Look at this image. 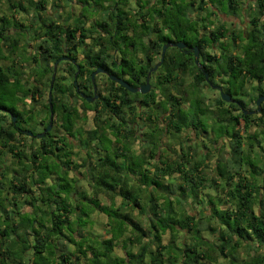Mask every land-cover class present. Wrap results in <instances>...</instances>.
Listing matches in <instances>:
<instances>
[{"label": "trees", "instance_id": "obj_1", "mask_svg": "<svg viewBox=\"0 0 264 264\" xmlns=\"http://www.w3.org/2000/svg\"><path fill=\"white\" fill-rule=\"evenodd\" d=\"M247 1L130 0L131 9L128 0H4L0 89L9 95L0 108L11 116L1 123L0 113V264H264V101L259 112L243 113L264 94V0ZM245 5L244 27L226 24ZM27 7L33 21L18 17ZM166 41L196 46L200 67L193 54L170 47L149 92H129L104 76L99 98L77 94L74 79L93 95L98 67L139 86L155 62L150 53L158 57ZM127 46L139 48L145 63ZM208 81H220L235 102L209 100ZM44 85L55 123L43 137H27L22 130L36 133L34 105ZM46 101L43 125L48 94ZM88 111L93 126L75 131ZM105 198L109 205L92 208ZM95 212L106 215L107 237L93 235ZM119 242L122 257L113 253Z\"/></svg>", "mask_w": 264, "mask_h": 264}, {"label": "rangeland", "instance_id": "obj_2", "mask_svg": "<svg viewBox=\"0 0 264 264\" xmlns=\"http://www.w3.org/2000/svg\"><path fill=\"white\" fill-rule=\"evenodd\" d=\"M141 1H144V0H141ZM253 0H248L247 2H252ZM4 0H0V15L1 14H3L2 13V10H5L6 9V7H3L4 6ZM128 2H130V0H128ZM142 5H143V7H142V10H149L150 11V9H148V7H146L147 5H145L144 3H141ZM3 5V6H2ZM49 5H50V2L47 4V7H46V10L48 9V10H50L52 7H49ZM127 7H136L135 6V4L132 2H130L129 3V5L127 6ZM138 7H140L139 5H138ZM151 8V7H150ZM249 6L248 5H245L244 7H241V10H239L238 11V15H239V19H240V26L242 25V27H244V24L245 23H247L246 21H247V19H248V17H247V14L249 13ZM246 10H248L247 12H246ZM19 15H18V17L20 18V19H25L26 17H28L29 18V20H31V21H33V19H32V16H33V12H32V8H30V7H27V11H21L20 13H18ZM196 15H200L199 14V12H197L196 13ZM246 15V16H245ZM155 15L151 12V19H153V17H154ZM226 21H231V19L229 18V19H227ZM12 22V21H11ZM228 23V22H227ZM228 25H229V23H228ZM239 28L240 27H238V30H239ZM33 33H34V28H33ZM34 42H36V41H34ZM34 42H33V44H34ZM27 49H29L30 51L31 50H33V47H31V48H27ZM167 50V49H166ZM22 51L23 50H19L18 52H17V54H16V56L15 57H17L18 56V54H20V53H22ZM6 53V52H5ZM3 61V60H2ZM1 61V62H2ZM4 62V61H3ZM13 63H14V65H11V68H12V70L15 72V73H19V69H20V65H21V63H19L18 62V60L16 61H13ZM29 67H32V65H29V63H26V65H24L23 66V70H24V72L26 73V74H29V73H31V68H29ZM59 73H61V72H58L57 74H59ZM56 74V75H57ZM151 74H153V72L151 73ZM100 78H99V83L101 82V83H104L105 84V82H104V80H105V78L103 77V76H99ZM190 80V79H189ZM188 80V81H189ZM11 81V80H10ZM187 81V82H188ZM45 83H46V80H45ZM155 83H156V80L154 79L153 80V75H151V77H150V86H153V85H155ZM218 83H220V81H218ZM217 83V84H218ZM12 85V84H11ZM23 87V86H22ZM225 88V86L223 85V90H225L224 89ZM42 89H43V91H44V94H43V96L41 97V98H39L38 100L39 101H37V103H35V105L34 106H36V109H37V112H36V116H34V118H36V120H35V122L33 123V127H34V129H35V131L36 132H39L40 131V123L39 122H37V120L40 118V117H44L45 115H46V112H45V107L43 108V105L45 106L46 105V100H47V94H48V92H47V87L44 85V87H42ZM104 89L105 88H101L99 91L101 92V93H104ZM203 92H204V94L206 95V97L207 98H209V100H212V99H215V97L217 96V95H219V94H217V91L216 90H214V89H211V88H204L203 89ZM8 95H9V93L7 92V90H5V89H0V97L1 98H4V100H6L7 98H8ZM29 105H33V103L31 102V103H29ZM27 107H28V105H26ZM250 106H252V102H249V107ZM80 115H82V113L80 112ZM92 117H93V113L92 112H90V111H88L87 113H86V116H85V118H83V120H85V121H83L82 119H79L78 120V122L76 123V125H75V131L76 130H86V129H88V128H90V127H92L93 126V121H92ZM199 118H202V120L203 121H205L204 120V116H198ZM82 120V121H81ZM203 123V122H202ZM213 125L211 124V122H209V127L207 126V128L208 129H205V130H208V131H210V132H214L217 128L216 127H212ZM260 129L261 127H257L256 128V126H254V127H252V129L254 130V129ZM198 133H200V132H198ZM27 137H29L28 135H27ZM56 137V136H55ZM215 138V137H214ZM165 140V142L167 141L166 139H164ZM24 143L25 144H27V145H31L33 142L31 141V140H29V139H27V138H25L24 140ZM198 143H199V145H200V141H198ZM34 145H35V142H34ZM140 145H139V142H136L135 144H134V146H133V150H136V151H138L140 148H138ZM200 147V146H199ZM226 149H229L228 148V146H227V148ZM74 151H77V146H75L74 147ZM214 162V158H212L210 161H209V163H213ZM5 165H9V166H12V158H11V155H9V154H6V157H5ZM210 167H212L211 165H210ZM210 170V169H209ZM7 174L5 175V178H10L11 177V173L10 172H6ZM76 174V172L75 171H71V174ZM98 174H100V173H98V172H96L95 173V175H98ZM78 175V177L80 178V179H84V177L83 176H81V175H79V174H77ZM87 181V180H86ZM3 182H4V184H3ZM1 183H2V186H6L7 185V181L4 179V180H2L1 181ZM80 185H84V183H83V181L81 182V183H79ZM7 191V190H6ZM188 199H191V198H188ZM103 201V204H102V202L97 206V205H93L92 206V208H96V209H101L102 210V208H103V205L104 204H108L109 205V203H110V200L108 199V198H105V199H103L102 200ZM120 201V199H116V203H118ZM188 201V200H187ZM108 205H105V206H107L106 208L108 209L109 208V206ZM189 205H191V204H188V208H190L191 206H189ZM28 209V208H27ZM103 213V212H102ZM99 214V213H94V214H92L91 215V218L93 219V224H94V229H93V231L92 232H95L96 234H93V235H98V234H101V235H105L102 231H103V227L102 226H100V223H103V221H105V216L103 215V214ZM88 217H90V214H89V216ZM89 221V223L88 224H90V220H88ZM102 227V228H101ZM105 237H107V236H105ZM165 242V241H164ZM88 243H92V242H89V241H86L85 242V245L84 246H86V247H88ZM101 244L99 243L98 244V248H100L101 246H100ZM89 246H91V245H89ZM114 254H116L118 257H120V256H122V255H124V253H123V250L121 249V248H119V247H116L115 248V250H114ZM86 262H87V260H86ZM86 264H89V263H86Z\"/></svg>", "mask_w": 264, "mask_h": 264}, {"label": "water", "instance_id": "obj_3", "mask_svg": "<svg viewBox=\"0 0 264 264\" xmlns=\"http://www.w3.org/2000/svg\"><path fill=\"white\" fill-rule=\"evenodd\" d=\"M170 46H173V47H176L178 49H182L185 47V44L183 42H167L165 44L162 45L161 47V55H160V60L152 67L149 69V71L147 72L146 74V77H145V82L140 84L139 86L137 87H132L131 85H129V83L124 80L123 78L121 77H117V76H114L113 74H109L106 70L98 67L96 68L92 73H91V81H92V87H93V95L91 97H86L84 96V98L87 99V101H94L95 99H97L99 97L98 93L96 92V84H95V81H94V76L97 74V73H106L109 77V79L117 82L121 87L125 88L127 91L129 92H140L142 94L144 93H147L149 92L150 90V83H149V80H150V76H151V73L152 72H155L157 70V68L161 65L163 59H164V54H165V51L168 47ZM187 52V51H185ZM193 52H194V56L197 57L198 56V49L197 47H193ZM59 62V60H57L55 63H54V71L51 75V81H50V85H49V89L52 88V83L54 81V78H55V72H56V67H57V63ZM195 63L198 64V60L197 58L195 59ZM79 71V67L76 66V73L74 75V78H76V74L77 72ZM205 75V78L206 80L207 79V75L206 73L204 74ZM209 82V81H208ZM74 84H76V79L74 80ZM210 85H212L210 82L208 83ZM76 88H78V86H76ZM214 88H217V90L219 91V95L221 97V99L225 102H235L231 97L230 95H228L227 93L223 92L221 87L220 86H214ZM264 101V94L263 95H260L257 97L255 103H256V106L257 108L255 110H244L243 113L244 114H252V113H256V112H259L260 111V103ZM48 108L51 110V93L48 94ZM13 120H15V118H13ZM52 122H53V117H52V113L50 114V120H49V123L47 124V126L45 127L44 131L41 132V133H36L35 135L31 132V131H26V134L28 136H35L37 138H41L44 136V133L49 131L50 128H51V125H52Z\"/></svg>", "mask_w": 264, "mask_h": 264}, {"label": "flooded vegetation", "instance_id": "obj_4", "mask_svg": "<svg viewBox=\"0 0 264 264\" xmlns=\"http://www.w3.org/2000/svg\"><path fill=\"white\" fill-rule=\"evenodd\" d=\"M233 25H236V24H234L233 23ZM131 36V35H130ZM154 37L153 36H151L150 38H147V39H153ZM124 40H126L127 41V43H129V41H130V39L128 38V37H124L123 38ZM147 39L145 38V37H143L142 38V42H144L145 44L148 42L147 41ZM174 38L172 37V40H173ZM167 42H182V41H166V42H164V43H162L161 44V47H162V45L163 44H165V43H167ZM184 43V42H183ZM149 43H147V45H148ZM185 44V43H184ZM122 48H123V46L125 47V44H121L120 45ZM170 47H173V46H170ZM170 47H168V48H170ZM195 47V46H194ZM167 48V49H168ZM173 48H176V47H173ZM198 49V48H197ZM179 50H181L183 53H185V54H188L189 52L191 53V54H193V56H194V52H193V47H189L188 45H186L185 44V47L184 48H182V49H179ZM127 51L130 53V54H133L132 52L134 51L135 53V57H137L136 59L141 63V64H144L145 63V61H146V59H147V57H146V55L144 54V53H142L141 52V50L139 49V48H135V47H131V46H127ZM185 51H187V52H185ZM160 55H161V50H160V54H159V56L157 57L155 54H154V52L152 53H150V56L155 60V62L153 63V65L151 66V68L160 60ZM195 57V56H194ZM196 58H201L200 57V55H199V50H198V56L196 57ZM68 58H66L65 56H63V57H61L60 59H58L59 60V62H58V64L60 63V62H62V61H66ZM57 64V65H58ZM199 67H200V62H198V64H197ZM114 68L113 67H111V70H113ZM104 70H106L108 73H111L108 69H104ZM102 75H103V77L104 76H107V74L106 73H101ZM112 74V73H111ZM153 75V80H154V76H155V72L152 74ZM77 77V76H76ZM108 77V76H107ZM105 78V77H104ZM123 78V77H122ZM104 82H105V84L104 83H99V85H96V92L98 93V90L99 89H101V88H103L104 86H106V84H107V82H106V79L104 80ZM145 82V80L142 82V83H144ZM117 83V82H116ZM142 83H140V84H142ZM208 83V82H207ZM118 84V83H117ZM212 84V83H211ZM210 85V84H209ZM214 86H220L221 87V85L218 83H216V84H212V85H210V87H212L214 90H217V88H214ZM150 88H151V86H150ZM221 89H222V87H221ZM223 90V89H222ZM76 92H77V94L79 95V96H81L82 98H84V96H86V97H91V96H89V94H87V93H85V92H83V91H81L79 88H77V90H76ZM217 92H218V94H219V91L217 90ZM92 94H93V89H92ZM99 98V97H98ZM86 99V98H85ZM87 100V99H86ZM45 106L43 105V108H44ZM48 109V111H49V117H50V113H51V110H52V108H51V110L49 109V108H47ZM0 113L2 114V117H1V123H5V124H9V118H10V116H11V113L10 112H8L7 110H5V109H3V108H0ZM13 118H15L14 116L12 117V119ZM14 121V120H13ZM15 122V121H14ZM48 122H49V119H48ZM41 126V128H40V131L39 132H42L44 129H45V126L47 125V124H40ZM128 125H129V128L130 129H137L138 130V132H140L142 129H143V127H141L140 125H136V124H132L130 121L128 122ZM51 129H52V127H51ZM26 131H27V129L26 130H22V132L25 134L26 133ZM38 133V132H37ZM56 138H55V136L52 138V139H48L47 140V142L48 143H50V144H53V142H54V140H55Z\"/></svg>", "mask_w": 264, "mask_h": 264}, {"label": "clouds", "instance_id": "obj_5", "mask_svg": "<svg viewBox=\"0 0 264 264\" xmlns=\"http://www.w3.org/2000/svg\"><path fill=\"white\" fill-rule=\"evenodd\" d=\"M132 8H134V7H131V9H132ZM246 11H247V10H246ZM229 18L231 19V21H225L226 24L229 23L230 26H231V24H232L233 27H240V28L242 27V25L240 26V19H239V16H230V17H228V18L226 17V20L229 19ZM227 22H228V23H227ZM246 22H247V21H246ZM233 23L236 24V25H233ZM226 26H227V25H226ZM150 37H151V36H149V38H150ZM56 69H57V67H56ZM78 72H79V71H78ZM78 72H77V73H78ZM101 73H103V72H101ZM101 73H100V74H101ZM153 73H154V72H153ZM97 74H98V73H97ZM109 74H111V73H109ZM55 75H56V72H55ZM151 75H152V74H151ZM76 76H77V74H76ZM107 76H108V75H107ZM150 77H151V76H150ZM76 78H77V77H76ZM74 80H75V79H74ZM144 80H145V79H144ZM50 81H51V80H50ZM94 81H95V79H94ZM73 83H74V81H73ZM149 83H150V80H149ZM76 84H77V79H76ZM49 85H50V84H49ZM74 85H75V84H74ZM75 86H78V85H75ZM211 88H212V87H211ZM76 90H77V88H76ZM216 91H217V90H216ZM48 94H49V93H48ZM98 95H100V94H99V91H98ZM51 103H52V101H51ZM51 107H52V104H51ZM51 113H52V110H51ZM51 113H50V114H51ZM52 117H53V122H52L51 127H53V126H54V123H55L56 115H55L54 112L52 113ZM49 120H50V117H49ZM48 123H49V122H48ZM48 123H47V124H48ZM40 124H41V123H40ZM46 126H47V125H46ZM46 126H45V127H46ZM50 130H51V128H50ZM50 130H49V131H50ZM28 131H29V130H28ZM43 131H44V130H43ZM43 131H42V132H43ZM49 131H47V132H49ZM47 132H45L44 135H45ZM36 133H37V132H36ZM36 133H35V134H36ZM38 133H41V132H38Z\"/></svg>", "mask_w": 264, "mask_h": 264}, {"label": "crops", "instance_id": "obj_6", "mask_svg": "<svg viewBox=\"0 0 264 264\" xmlns=\"http://www.w3.org/2000/svg\"><path fill=\"white\" fill-rule=\"evenodd\" d=\"M98 235H101V234H98ZM104 236H105V235H104ZM120 244H121V243L119 242L118 245H117L116 247L121 248V247H120ZM116 247H115V248H116ZM121 249H122V248H121ZM114 250H115V249H114ZM122 250H123V249H122ZM113 253H114V252H113ZM114 255L117 256L116 254H114ZM122 256H124V255H122ZM122 256H120V257H122ZM117 257H118V256H117Z\"/></svg>", "mask_w": 264, "mask_h": 264}]
</instances>
